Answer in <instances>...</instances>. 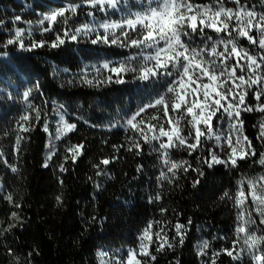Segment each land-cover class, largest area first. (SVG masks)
<instances>
[{"label":"trees","instance_id":"trees-1","mask_svg":"<svg viewBox=\"0 0 264 264\" xmlns=\"http://www.w3.org/2000/svg\"><path fill=\"white\" fill-rule=\"evenodd\" d=\"M131 2L141 8V0ZM69 3L82 4L73 18V27L88 25L94 32L82 35L78 41L66 40L57 48L45 46L32 51H18L15 45L0 48V52L8 53L6 57L0 56V152L19 168L18 173H12L0 163V185L3 186L0 229L16 225L0 235V264H100V253L107 252L104 259L109 260L136 246L138 235L150 221L164 222L169 240L176 235L172 225L179 222L187 226L184 243L157 253L156 264H204L213 250L231 248L236 239L237 209L231 201L220 199L222 193H235L241 178L264 175V166L259 163L264 141L257 139L264 113L242 114L244 134L253 141L256 156L240 161L234 170L223 165L213 169L204 166L205 175L199 178L195 188L192 182L197 173L189 171L178 181V187H166L164 200L149 203V196L157 191L154 178L160 170V161L156 154L147 145L139 156L123 148L117 153L113 148L128 144L129 135H135L130 128L120 125L124 124L126 115L135 111L138 95L145 89L143 83L132 80L130 75L125 77L129 81L126 84L105 80L92 87L83 82L84 73L94 82L111 74L102 69V75L98 76L93 65L98 67L105 60L119 61L132 51L90 42L104 32L95 19L109 23L113 12L96 11L83 4V0H42L33 4L32 11L25 10L16 0H0V20L6 25H0V45L16 28L25 30L26 44L33 40L53 41L56 33L42 30L38 23L40 14L50 15ZM89 11H95V17L89 16ZM16 15L22 20L14 23ZM56 27L62 30L66 26ZM112 31L119 34V29ZM240 43L256 54L246 39ZM36 83L40 90L32 93L31 103L41 109L40 120L23 99V92ZM249 102L256 103L253 99ZM62 111L68 114L67 122L77 123V130L57 141L56 132L63 127L59 123ZM154 111L151 109L148 113ZM25 113H30L31 119L25 126L31 131L21 133L27 139L21 141L22 154L17 155L14 152L19 131L17 121ZM50 143L55 145L57 155L48 167H43ZM80 143L86 145V152L73 163L67 149ZM171 154L177 161L188 160L195 167H201L199 161L184 151L173 150ZM113 156L120 159L108 166L101 165L103 171L97 175L93 165ZM60 164L68 171L61 173ZM140 165L143 171L137 170ZM8 194L12 195V202L5 199ZM57 196L61 197V203L57 202ZM161 206L168 212L162 215ZM12 213L17 216L13 217ZM157 230L154 225L152 232ZM153 240H156L154 235ZM202 241L209 242L205 250L208 256L197 254ZM150 249L154 251L155 245ZM217 264L236 262L225 254ZM245 264L249 262L245 260Z\"/></svg>","mask_w":264,"mask_h":264},{"label":"snow or ice","instance_id":"snow-or-ice-1","mask_svg":"<svg viewBox=\"0 0 264 264\" xmlns=\"http://www.w3.org/2000/svg\"><path fill=\"white\" fill-rule=\"evenodd\" d=\"M225 2L211 0L208 4H198L194 0H141L142 9L147 5L143 13L129 12L131 18L126 17L121 23L101 24L103 34H97L90 41L93 45L104 44L132 51L119 61L105 60L98 67L93 65L98 76L102 75V69L111 74L94 82L84 73V83L92 87L99 86L105 80L126 84L129 81L125 77L130 75L132 80L142 82L146 89L156 84H161L163 88L162 92H157L147 103L139 105L124 117V124L120 127L130 128L135 135H129L128 144L113 146L117 153L123 148L139 156L147 145L156 154L160 170L154 178L157 191L149 196V203L164 200L166 187H178V181L182 176L186 177L189 171L197 173V178L192 182L195 188L200 182L199 178L205 175L204 166L213 169L223 165L234 170L240 161L257 154L253 141L243 134L242 113H264V0H257V3L232 0L234 8L226 7ZM83 4L107 13L109 10H120L122 0H83ZM132 6L136 7L135 4ZM81 7L82 4L69 3L50 15L42 16L38 23L44 32L56 33L53 41L33 40L26 44L25 30L16 28L0 48L6 49L12 45L18 51H32L45 46L57 48L64 45L66 40L78 41L82 35H90L95 29L88 25L73 27V18ZM88 15L95 17V11H89ZM21 20V16L16 15L13 22ZM61 24L66 26L62 30L56 27ZM0 25H4V21L0 20ZM113 29H119V34ZM241 39H246L256 54L243 47ZM7 55V52H0V56ZM112 74H115V78ZM39 90V83H36L23 92V99L35 112L37 120L41 118V109L33 106L31 101L32 93ZM248 97L256 103H249ZM149 109L155 110L154 113H148ZM30 119V113H25L17 121L19 131L14 144L17 155L22 154L21 141L27 139L21 133L31 131L30 127L25 126ZM59 123L63 127L56 132L57 141L77 130V123L67 122L64 115H60ZM44 131H48L47 125ZM148 132L152 134L148 135ZM257 139L264 141V123L259 126ZM209 141L212 143L209 144ZM173 150L186 152L199 161L201 167H195L188 160H175L171 154ZM67 152L71 153V160L75 163L85 154L86 145H72ZM55 155L56 147L50 143L49 155L43 167H48ZM119 159V156L103 158L93 167L100 175L103 171L101 165L108 166ZM0 163L5 164L12 173L19 171L15 164L5 159L3 152H0ZM259 163L264 166V152L260 154ZM137 170L143 171V165L138 166ZM59 171L63 173L68 169L60 164ZM60 182L63 183L62 180ZM0 191H3L2 185ZM5 199L12 202L13 197L8 194ZM56 199L58 203L62 202L60 196ZM220 199L231 201L237 209L236 239L231 248L213 250L210 256L205 251L209 248V242L202 241L197 254L208 256L204 264H217L219 257L225 254L236 264H245V260L249 264H264V229L257 225L254 218L258 217L259 225H264V175L241 178L237 181L236 192L224 191ZM249 199L254 207H249ZM160 212L163 215L168 209L161 206ZM12 215L17 216L16 213ZM95 219L92 217V221ZM154 225L158 230L153 233ZM15 226L0 229V235ZM172 227L176 235L169 240L167 225L161 221H150L138 235L136 246L109 260L104 259L108 253L102 252L99 254L100 264H156L157 253L184 243L187 226L176 222ZM153 235L156 240H153ZM151 245H155L154 251L150 249Z\"/></svg>","mask_w":264,"mask_h":264},{"label":"rangeland","instance_id":"rangeland-1","mask_svg":"<svg viewBox=\"0 0 264 264\" xmlns=\"http://www.w3.org/2000/svg\"><path fill=\"white\" fill-rule=\"evenodd\" d=\"M16 1L21 3V4H23L25 6V10L32 11L33 10V7H32L33 4L34 3H38V2H40L42 0H16ZM194 2L198 3V4H208V3L211 2V0H194ZM248 2L257 3V0H248ZM132 5H133V3L131 2V0H122V5H121V9L120 10L115 11V12H113L112 10H109V12H113V13H111L113 15L112 16V21L109 22V23H121L124 18H126V17L127 18H131V17H129V12H131L133 14L143 13V11L147 8V7H145V9H142V8H138V7H133ZM152 6L156 7V4H153ZM225 6L229 7V8H234L235 7V5L232 3V0H226ZM40 16H43V14H40ZM95 22H96L97 25H101V24L104 23L103 21H100L97 18L95 19ZM113 30H116V29H113ZM27 32H31V30H28ZM253 35H255V32H253ZM162 91H163V88H162L161 84H156V85L150 86L147 89L145 88L138 95V98H137L138 104H137L136 108L139 105H141V104L147 103L149 99H151L153 96L156 95L157 92H162ZM250 99L252 100L251 97H248V102L250 101ZM149 110H151V109H149ZM60 115H64L65 116V120H66L68 114H67V112L62 111L60 113ZM60 115H59V118H60ZM144 115H147V113L144 114ZM242 131H243V134H244V126H243ZM249 207L250 208L254 207L253 205H251L250 199H249ZM254 218L257 219V225L260 228L264 229V225H259V218L258 217H254ZM257 234H259V233H257ZM242 243H243V241H242Z\"/></svg>","mask_w":264,"mask_h":264}]
</instances>
